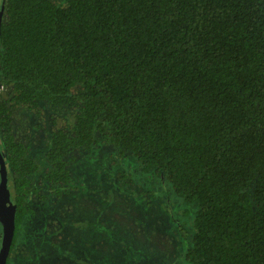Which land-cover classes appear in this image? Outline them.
I'll list each match as a JSON object with an SVG mask.
<instances>
[{"label":"trees","instance_id":"16d2710c","mask_svg":"<svg viewBox=\"0 0 264 264\" xmlns=\"http://www.w3.org/2000/svg\"><path fill=\"white\" fill-rule=\"evenodd\" d=\"M2 5L0 142L17 206L13 244L31 200L68 192L80 152L103 144L197 204L189 263L264 264V0ZM20 106L55 111L43 169L14 132Z\"/></svg>","mask_w":264,"mask_h":264},{"label":"rangeland","instance_id":"374dc122","mask_svg":"<svg viewBox=\"0 0 264 264\" xmlns=\"http://www.w3.org/2000/svg\"><path fill=\"white\" fill-rule=\"evenodd\" d=\"M53 112L47 106L37 115L20 106L13 114L14 132L28 138L42 169ZM70 170L68 192L57 198L39 191L46 200H31L33 213L7 264H191L185 253L197 204L184 202L166 178L144 174L134 157L120 159L103 144L80 152ZM122 174L130 184H121Z\"/></svg>","mask_w":264,"mask_h":264},{"label":"water","instance_id":"95a60500","mask_svg":"<svg viewBox=\"0 0 264 264\" xmlns=\"http://www.w3.org/2000/svg\"><path fill=\"white\" fill-rule=\"evenodd\" d=\"M4 6L0 9V25ZM17 206L12 202L8 186L5 161L0 149V226L2 227V244L0 247V264H6L15 234V215Z\"/></svg>","mask_w":264,"mask_h":264},{"label":"flooded vegetation","instance_id":"af4514ba","mask_svg":"<svg viewBox=\"0 0 264 264\" xmlns=\"http://www.w3.org/2000/svg\"><path fill=\"white\" fill-rule=\"evenodd\" d=\"M0 149H1V142H0ZM2 152V151H1ZM15 235V234H14ZM14 239V238H13ZM1 244H2V227L0 226V247H1ZM12 245H13V243H12ZM11 249H12V246H11ZM11 249H10V251H11ZM7 259H8V257H7ZM6 264H7V262H6Z\"/></svg>","mask_w":264,"mask_h":264}]
</instances>
